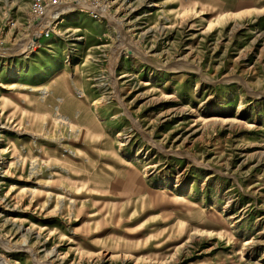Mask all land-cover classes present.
Listing matches in <instances>:
<instances>
[{
  "label": "rangeland",
  "instance_id": "1",
  "mask_svg": "<svg viewBox=\"0 0 264 264\" xmlns=\"http://www.w3.org/2000/svg\"><path fill=\"white\" fill-rule=\"evenodd\" d=\"M49 1L0 0V264H264V0Z\"/></svg>",
  "mask_w": 264,
  "mask_h": 264
},
{
  "label": "built area",
  "instance_id": "2",
  "mask_svg": "<svg viewBox=\"0 0 264 264\" xmlns=\"http://www.w3.org/2000/svg\"><path fill=\"white\" fill-rule=\"evenodd\" d=\"M74 4H77L78 6H80L82 8H85V10H88L89 13H91V15L93 17L99 16L97 14L99 12L96 9H94L92 7L89 8V7L85 6V5H83L82 2L65 3L62 0H50L48 3H45V4L41 5V6L37 5V4L33 5V9L31 10L30 15H29L30 19H31L30 25L36 23V27H34V28H40L41 26H43V25H41V22L45 21L46 18H48V11H49V13L51 11L50 7H53V6H55V7L63 6L64 7V6L74 5ZM76 9H81V8L77 7ZM64 11H65V9L63 8L62 12H64ZM41 29H40V33H43L44 35H46L50 28H48V29L47 28H45V29L41 28Z\"/></svg>",
  "mask_w": 264,
  "mask_h": 264
},
{
  "label": "bare ground",
  "instance_id": "3",
  "mask_svg": "<svg viewBox=\"0 0 264 264\" xmlns=\"http://www.w3.org/2000/svg\"><path fill=\"white\" fill-rule=\"evenodd\" d=\"M59 12L60 11H58L57 13H58V15H59ZM52 13H55V11L54 12H51V14ZM50 14V15H51ZM62 14V13H61ZM55 20L54 19H52V20H50V18H46V20L45 21H43V22H41V25H43V26H41L40 27V29L41 28H43V29H45V28H50V25L54 22ZM209 29H210V27H209ZM42 30V29H41ZM50 29L48 30V32H47V34L46 35H44L43 33H40V30H39V36H42V38H48L49 37V35H50ZM46 66V65H45ZM20 71V69L18 70V69H13L11 72H10V75L12 76V74H17L16 75V77L18 76V72ZM49 71H48V69H46L45 67H43V66H39V67H37L36 69H35V71H32L31 73H25V74H23L22 76H21V78H25V79H28V80H31V79H39L40 77H42V76H44L46 73H48ZM50 73V72H49ZM48 73V74H49ZM31 74V75H30ZM19 75H20V73H19ZM20 78V79H21ZM2 264V263H1Z\"/></svg>",
  "mask_w": 264,
  "mask_h": 264
}]
</instances>
